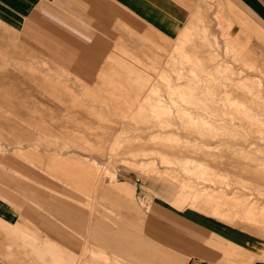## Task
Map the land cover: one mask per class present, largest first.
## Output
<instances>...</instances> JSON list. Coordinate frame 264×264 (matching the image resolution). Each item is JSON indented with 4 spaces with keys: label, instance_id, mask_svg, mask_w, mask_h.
<instances>
[{
    "label": "rangeland",
    "instance_id": "obj_1",
    "mask_svg": "<svg viewBox=\"0 0 264 264\" xmlns=\"http://www.w3.org/2000/svg\"><path fill=\"white\" fill-rule=\"evenodd\" d=\"M201 27L188 26L173 47L139 54L144 61L116 59L128 76L103 72L94 78L82 76L84 64L73 51L68 62L52 60L41 50L44 46L4 37L0 30V121L8 123L0 126V154L8 163L15 157L43 172L70 204L85 208L86 229L95 227L94 216L97 225L108 229L124 220L109 209L115 203L111 196L98 200L105 182L114 183L119 171L122 179L145 182L156 199L178 211L194 209L236 228L239 242L209 233L211 243L204 244L233 264H251L264 260V33L245 27L238 39L231 25L225 34L218 21L210 44ZM131 37L136 36L131 32ZM139 64L154 75L141 76ZM43 72L61 79L70 88L71 104L80 108L61 102L63 94H47ZM111 188L123 195L133 190L125 184ZM137 196L148 207L149 197L141 192ZM19 222L22 230L10 232L18 237L8 239L21 250L28 245L48 248L34 253L42 262L45 254L48 264L76 263L82 256L85 264L93 258L101 264L109 260H100L93 251L82 256L56 252L62 248L58 242L42 237L31 222ZM5 223L7 229L15 225ZM106 228L104 236L125 249V238ZM11 241L5 237L4 259L9 263ZM92 242L85 238V244ZM134 248L151 259L149 250ZM153 249L182 264L187 258L182 252L173 255L168 247Z\"/></svg>",
    "mask_w": 264,
    "mask_h": 264
},
{
    "label": "crops",
    "instance_id": "obj_2",
    "mask_svg": "<svg viewBox=\"0 0 264 264\" xmlns=\"http://www.w3.org/2000/svg\"><path fill=\"white\" fill-rule=\"evenodd\" d=\"M218 21L225 34L231 25L235 31L232 33L238 39H242L245 27L264 33V0H0V30L4 37L13 35L19 41L27 39L26 43L32 46H44L41 50L46 52L49 59L61 62H68V52L71 50L77 55L75 60L84 64L82 76L92 78L103 72H121L123 76H128L125 70L116 65V59L140 62L141 53L174 46L178 36L190 25L194 29L204 26L205 37L212 44L209 34H214ZM129 30L136 37L132 38ZM171 41L174 43L169 44ZM172 47L168 50L171 51ZM59 50L64 54L56 57L55 52ZM2 65L5 63L2 62ZM142 65L136 67L140 75L152 77L154 74L147 73L145 65ZM91 68H94L92 74ZM157 72L155 77L158 76ZM40 74L45 78L43 85L46 93L56 94L58 98L62 96L61 102L69 108H80V105L71 104L70 88L64 87L65 83L61 79L53 80L46 72ZM29 75L26 74L27 77ZM56 85L60 88H56ZM6 124L0 121V126ZM5 158L6 155L0 154V224L4 227L0 229V264H48L50 260L46 254L45 258L42 257L45 262L34 255L37 251L47 252L45 246L28 245L29 248L21 250L8 239L11 235L17 236L16 233L11 234L14 231L22 230L20 219L36 226L37 233L41 231L42 237L47 236L58 242L62 248L56 252L69 251L82 256L85 251H93L94 255L99 253L100 260L109 258L107 264L183 263L181 259L154 250L155 246L168 247L167 250L173 255L185 253L187 258L184 264L234 263L213 253L212 246L204 242L209 240L211 243L209 233H215L230 242H239L240 234L236 228L194 209L178 211L168 202L156 199L155 193L149 191L151 188L145 182L137 185V179H122L118 171L114 183L105 182L98 200L105 195L111 196L112 200L109 201L114 200L115 203L114 206L109 205V209L121 213L124 220L115 229H108L97 225L94 216L91 220L95 227L86 229L85 208L70 204L54 190V182L43 172L27 167L15 157L12 163H8ZM112 184L129 185L133 190L123 195L112 189ZM140 192L145 195L143 198L150 199L146 208L138 199L137 194ZM5 221L15 225L7 229ZM105 228L125 238L123 246L126 248L123 249L114 238L105 237ZM145 236L155 239L159 244L148 242ZM5 237L13 243V251H8V255H13L11 263L4 259ZM87 237L92 238L94 243L85 244ZM102 238L107 239L103 242ZM16 245L21 246L19 241ZM134 247L149 250L151 259L143 254V250L140 252ZM21 253L25 257L23 260ZM85 260L84 256L78 257L76 263L71 264H85ZM90 264L101 263L93 258ZM251 264H264V260H255Z\"/></svg>",
    "mask_w": 264,
    "mask_h": 264
},
{
    "label": "bare ground",
    "instance_id": "obj_3",
    "mask_svg": "<svg viewBox=\"0 0 264 264\" xmlns=\"http://www.w3.org/2000/svg\"><path fill=\"white\" fill-rule=\"evenodd\" d=\"M257 96V95H256Z\"/></svg>",
    "mask_w": 264,
    "mask_h": 264
}]
</instances>
